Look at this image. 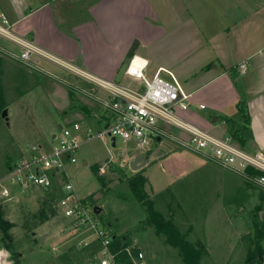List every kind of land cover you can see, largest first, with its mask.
Segmentation results:
<instances>
[{"label": "rangeland", "instance_id": "rangeland-1", "mask_svg": "<svg viewBox=\"0 0 264 264\" xmlns=\"http://www.w3.org/2000/svg\"><path fill=\"white\" fill-rule=\"evenodd\" d=\"M65 1L64 13L77 17L82 12H78L75 3ZM160 1L167 3L168 0ZM185 3L189 18L187 29L165 35L166 38L154 45V53L164 57L172 51L174 56L179 55L176 47L183 46L185 43L181 42L187 41L186 38L194 37L198 33L196 29L209 38L230 27L249 26L251 32H264V0H186ZM106 4L108 2L103 5ZM144 5L148 9V2L141 0V6ZM251 7L254 11L259 9L257 18L251 16ZM110 11L114 13L112 16L102 15L103 18L95 20L93 30L126 33L129 27L116 17V5ZM104 12L103 8L102 14ZM171 12L169 7L166 12L162 11L167 16ZM126 24L129 26V22ZM134 28L133 40L136 36L141 40L143 36L136 52L146 55L147 40L144 38L154 37L152 29L148 28L145 35L147 27L141 18ZM98 42L96 34H92L93 49ZM19 50L14 42L0 37V191L3 185L13 190L9 198L0 195V205L5 218L14 223L10 230L14 242L6 241L15 264H96L95 251L88 252L81 245L93 237L91 227L85 230L70 228L69 220L58 209L49 220L32 227L45 190L7 179L10 172L30 156L33 145L49 147L55 143L53 135L74 121L81 126L78 134L82 141L73 153L77 161L65 158V167L76 194L88 200L91 213L102 227L113 235L125 237L133 251H143L147 264H184L181 251L168 244L166 235L148 222L146 207L138 202L129 186L128 177L141 170L131 168L132 159L140 151L137 142H124L117 136L113 145L110 139L99 135L103 123L87 115L92 110L98 112V99L91 96V89L99 86L96 83L88 85L77 79L79 76L74 72L45 58L34 64L20 60L13 55ZM191 52L193 50H188L189 54ZM128 59L126 55L124 60ZM161 77L171 81L165 73ZM122 82L136 85L127 76ZM90 101L93 106L88 105ZM5 108L8 121L2 115ZM89 128L93 135L86 137ZM170 131L175 135L179 132L175 127H170ZM153 146L157 156L145 166L150 180L145 191L154 200L155 208L171 219L186 239L202 245L201 264H264V252L263 257L257 255L253 261L248 259L256 251L257 232L264 233V189L237 171L206 159L200 151L179 145L171 137L163 136L162 142ZM105 163L102 172L101 166ZM59 178L60 182L67 180L64 173ZM94 207L100 212L96 213ZM93 239L96 241L95 237ZM261 243L264 249V238ZM97 244L100 248V242Z\"/></svg>", "mask_w": 264, "mask_h": 264}, {"label": "crops", "instance_id": "crops-1", "mask_svg": "<svg viewBox=\"0 0 264 264\" xmlns=\"http://www.w3.org/2000/svg\"><path fill=\"white\" fill-rule=\"evenodd\" d=\"M146 1L148 9L145 5L141 6V0H70V4L72 2L78 6V12L82 11L77 17L64 13L67 3L65 0H0V8L7 12L14 23L16 35L35 43L43 51L58 59L60 64L45 59L60 65L68 72H74L79 76L77 79L88 82V85L95 83L92 78L77 73L74 69L107 81H115L133 41L138 39V47L141 45L143 36L141 40L137 36L134 40L133 38L136 35L134 27L138 25V19H143L147 27L144 34L146 35L147 29L151 27L154 37L144 38L147 40L145 51L147 50L148 54L135 53L148 60L149 75L161 70L160 74L165 73L171 77L166 70L172 71L184 89L191 93L190 109L179 111L180 115L217 136H232L231 131L233 132L235 128L237 131L243 125L239 113L240 107H243L250 119V123L247 122L251 142L248 151L264 147V32H251L249 26L230 27L226 32L213 34L214 36L209 38L202 36L204 34L200 33V29H196L198 33H195L196 37L194 35L191 38L192 41L188 38L187 41H179L185 43L176 47L175 50L180 51L179 55L174 56L175 54L170 51L163 57L154 53L153 47L166 38L165 35L169 36L173 31L187 29L188 6L186 0H178L179 2L168 0L167 3L151 0V4L150 0ZM105 2H108V5H103ZM115 5L117 7L115 15L129 27L128 31L126 33H106V30L104 32L100 29L94 31L92 25L95 20L103 16H112L114 13L110 8ZM168 7L172 10L169 16L162 13L163 10L166 12ZM103 8L105 14H102ZM250 10L251 16L257 18L259 9L254 11L251 7ZM126 22H129V26ZM92 34H96L99 40L95 49L92 46ZM188 50L193 52L189 54ZM191 56L193 58L189 59ZM40 59H37V63ZM244 63L247 69L243 72L240 65ZM71 84L78 87L74 82ZM95 87L91 89L93 94L91 96L98 99V112L92 110L91 114H87L88 112L82 111L89 118L93 117L102 122L103 129L112 120V114H109L102 102L111 97L106 89ZM201 104L204 108L200 107ZM88 105L93 106V103L90 101ZM75 122L78 121L73 123ZM167 129L169 131L167 135L159 136L146 150L147 152L144 151L150 155L145 166L156 159L157 154L153 145H159L163 136L171 137L179 145L180 137H188V134L178 128L177 135L170 131V127ZM141 153L143 151H139L136 156ZM145 166L141 170L144 169L146 174ZM220 208L223 209V205H220Z\"/></svg>", "mask_w": 264, "mask_h": 264}, {"label": "built area", "instance_id": "built-area-1", "mask_svg": "<svg viewBox=\"0 0 264 264\" xmlns=\"http://www.w3.org/2000/svg\"><path fill=\"white\" fill-rule=\"evenodd\" d=\"M14 23L6 11L0 8V37L14 42L20 50L13 53L18 59L30 64L39 58H48L58 64L60 61L27 39L21 38L14 32ZM125 76L129 77L136 85L124 84L116 81H107L92 75H87L68 66L82 75L91 77L100 87L106 89L110 99L104 100V107L112 114V120L106 127L99 130V135L112 138L120 136L124 142L135 140L140 151H146L150 145L161 135H167L168 127H176L188 134V139H178L182 146L198 150L203 156L219 165L230 168L240 173L243 177L258 184L264 189V147L255 151H248L231 136H217L185 119L179 111H186L191 106V93H188L179 79L172 71H167L171 81L161 77L158 70L154 75L147 73L148 60L134 54L128 59ZM241 71H246V64L240 65ZM204 108V105H200ZM81 126L78 122L63 126L61 132L55 135V143L49 147L33 145L30 156L23 159L15 167L7 179L15 184L29 183L43 189H51L59 184L62 195L56 207L62 215L69 220L70 228L85 230L93 229V237L100 242L101 247L95 251L96 264H116L117 256L123 250H111L113 234L102 227L98 219L91 213L88 200L76 194L74 185L66 172L65 158L71 162L77 159L73 155L81 145L78 132ZM86 137L93 135L91 129L85 132ZM106 163L101 166L104 172ZM248 168L259 171L251 176L246 173ZM64 173L67 180L60 182V175ZM61 183V184H60ZM1 197L13 196V190L3 185ZM71 231V229H69ZM93 237L81 242L83 247L93 243ZM133 264H147L145 254L141 250L133 251L131 247L125 248Z\"/></svg>", "mask_w": 264, "mask_h": 264}, {"label": "trees", "instance_id": "trees-1", "mask_svg": "<svg viewBox=\"0 0 264 264\" xmlns=\"http://www.w3.org/2000/svg\"><path fill=\"white\" fill-rule=\"evenodd\" d=\"M240 117L243 125L235 133L231 131V137L234 138L242 148L248 150L251 147L250 142V133L248 131L247 122L250 123L249 116L246 114V110L243 107H240ZM253 152V151H252ZM246 173L248 175L254 176L259 173V171L252 168H248ZM101 183L105 184L104 179L98 175ZM148 182V176L142 171H137L134 175L128 177V183L131 187V191L134 194L138 202L146 207L148 222L151 223L158 232L164 233L166 235V241L168 244L178 248L183 255L184 264H201L203 257L202 245L198 242H191L185 238L181 233L178 227L171 219H167L163 213L157 210L154 206V200L148 197L145 191V185ZM45 190V195L41 199V205L38 212L34 215L37 219L33 223L32 227H36L41 223L49 220L53 214L56 213L57 207L56 203L59 197L62 195L59 184H55L51 189ZM1 204V203H0ZM14 226V223L5 218L3 210L0 205V243L1 247H5L11 252L10 246L7 243V239L10 240V243L14 242L13 235L10 233L11 228ZM113 242L111 244L112 251H118L123 249L117 256L116 264H133L132 259L129 257L125 248L128 246L126 243L125 237H118L113 235ZM256 251L252 252L248 259L253 261V257L260 256L263 257L264 249L262 247V238H264V233L258 231L256 234ZM98 241H94L90 246L84 247L88 252L96 251L98 249ZM19 253V251H17ZM248 260V261H249Z\"/></svg>", "mask_w": 264, "mask_h": 264}, {"label": "water", "instance_id": "water-1", "mask_svg": "<svg viewBox=\"0 0 264 264\" xmlns=\"http://www.w3.org/2000/svg\"><path fill=\"white\" fill-rule=\"evenodd\" d=\"M138 45H139V40L135 39L127 53V57H131L135 54ZM127 66H128L127 61H124L121 64L117 72V75L115 77L116 82H121L123 80ZM2 115L6 118L7 121L9 120L7 108L3 110ZM112 144L113 145L116 144L115 137L112 138ZM149 156L150 155L148 153H141L139 156L132 159L131 168L133 170H140L142 167L145 166L147 160L149 159ZM94 210L96 213L100 212V209L98 207H94ZM19 255H22V253L19 252ZM0 264H15V261L11 258V252L7 250L5 247L0 248Z\"/></svg>", "mask_w": 264, "mask_h": 264}]
</instances>
